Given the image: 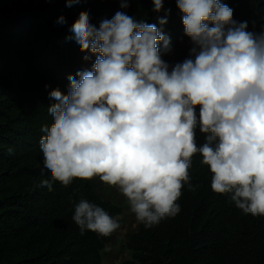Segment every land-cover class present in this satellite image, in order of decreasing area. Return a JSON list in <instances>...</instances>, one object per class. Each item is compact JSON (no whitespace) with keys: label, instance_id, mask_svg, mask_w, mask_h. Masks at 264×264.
Listing matches in <instances>:
<instances>
[{"label":"clouds","instance_id":"clouds-1","mask_svg":"<svg viewBox=\"0 0 264 264\" xmlns=\"http://www.w3.org/2000/svg\"><path fill=\"white\" fill-rule=\"evenodd\" d=\"M73 4L78 0H68ZM176 4L190 41L180 62L164 58L173 51L163 30L167 16L158 17V27L117 11L97 26L81 13L71 25L68 39L88 53L86 61L95 59L68 80L66 95L48 94L53 123L41 128L39 143L52 182L38 187L52 191L55 181L69 186L99 177L127 199L138 223L152 228L179 213L199 153L216 193L228 194L246 215L264 216V26L249 30L222 0ZM120 7L128 9L129 0ZM152 10H164V0H153ZM56 23L68 22L60 15ZM72 220L82 234L109 236L119 227L87 199L75 204Z\"/></svg>","mask_w":264,"mask_h":264},{"label":"trees","instance_id":"trees-1","mask_svg":"<svg viewBox=\"0 0 264 264\" xmlns=\"http://www.w3.org/2000/svg\"><path fill=\"white\" fill-rule=\"evenodd\" d=\"M222 2L234 9L236 20L248 22L249 30L264 26V0ZM129 3L121 9V0H78L71 7L68 0H0V264H104L114 231L82 234L72 220L75 204L87 199L115 218L123 206L103 193L107 184L99 177L76 178L69 186L55 181L52 191L39 188L42 180L52 182L39 142L41 128L53 123L49 92L66 95L68 80L95 59L86 61L88 53L68 39L81 13L97 26L117 11L158 27V17L167 16L163 30L173 51L164 58L175 63L188 56L190 41L176 0H164L160 12L152 10L153 0ZM60 15L67 25L56 23ZM203 142L198 134V144ZM191 159L193 189L182 187L179 213L152 228L139 223L127 236L131 258L122 264H264V216L246 215L228 194L216 193L201 154Z\"/></svg>","mask_w":264,"mask_h":264},{"label":"rangeland","instance_id":"rangeland-1","mask_svg":"<svg viewBox=\"0 0 264 264\" xmlns=\"http://www.w3.org/2000/svg\"><path fill=\"white\" fill-rule=\"evenodd\" d=\"M103 193L123 206L122 214L116 217L119 227L114 231L113 239L104 253V264H122L123 261L131 258V252L126 248L127 236L138 230L139 223L135 214L130 211L127 199L115 186L107 185Z\"/></svg>","mask_w":264,"mask_h":264}]
</instances>
